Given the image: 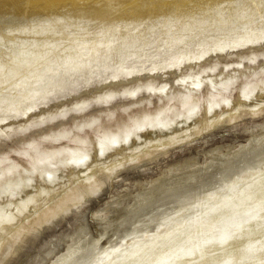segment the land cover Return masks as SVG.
Masks as SVG:
<instances>
[{
  "label": "rangeland",
  "instance_id": "374dc122",
  "mask_svg": "<svg viewBox=\"0 0 264 264\" xmlns=\"http://www.w3.org/2000/svg\"><path fill=\"white\" fill-rule=\"evenodd\" d=\"M0 215V264H264V0H0Z\"/></svg>",
  "mask_w": 264,
  "mask_h": 264
},
{
  "label": "bare ground",
  "instance_id": "6f19581e",
  "mask_svg": "<svg viewBox=\"0 0 264 264\" xmlns=\"http://www.w3.org/2000/svg\"><path fill=\"white\" fill-rule=\"evenodd\" d=\"M200 82H201L200 79L195 78L194 81H193V85H195V86L198 87L203 81H202L201 83H200ZM185 83H186V82H185ZM189 83H192V81H189ZM202 84H203V83H202ZM190 85H191V84H190ZM193 89H194V88H193ZM53 94H54V93H53ZM46 99H47V98H46ZM44 100H45V99H44ZM44 100H43V101H44ZM110 100H111V99H109V100H107V101H101V103H102V104H106V103H108ZM43 101H41V102H43ZM235 111H236V110H235ZM212 114H213V113H212ZM186 121H187V120H186ZM181 122H182V121H181ZM194 122H195V121H194ZM189 127H190V126H189ZM63 136H64V135H63ZM138 139H139V138H138ZM147 139H148V138H147ZM149 139H150V138H149ZM149 139H148V140H149ZM158 141H159V140H158ZM149 144H150V143H149ZM138 146H139V145H138ZM134 148H135V147H134ZM130 149H131V148H130ZM104 154H105V153H104ZM146 154H147V153H146ZM83 157H85V156H83ZM83 157H81V158L75 160V162L80 163V162L84 161L85 158H83ZM90 161H91V160H90ZM88 163H89V162H88ZM88 163H87V164H88ZM90 163H91V162H90ZM84 167H85V165H84ZM90 175H91V174H90ZM56 184H57V183H56ZM52 186H54V185H52ZM47 187H48V186H47ZM40 188H41V187H40ZM14 190H15V189H14ZM21 190H22V189H21ZM41 190H42V189H41ZM41 190H40V191H41ZM18 192H19V191H18ZM18 192H17V193H18ZM31 192H33V191H31ZM31 192H30V193H31ZM5 193H6V192H5ZM20 193H22V192L20 191ZM9 194H10V193H9ZM23 194H24V193H23ZM23 194H22V195H23ZM3 196H4V195H3ZM26 196H27V195H26ZM24 198H25V196H24ZM17 200H18V199H17ZM17 200H16V201H17ZM19 200H23V199H19ZM28 200H29V199H28ZM19 203H21V201H20ZM23 203H24V202H23ZM23 203H22V204H23ZM8 204H9V203H8ZM13 206H14V205H13ZM7 207H8V206H7V204H6V208H7ZM20 207H21V206H20ZM23 207H24V206H23ZM22 209H24V208H22ZM2 212H3V210H2ZM1 214H2V213H1ZM44 214L47 215V216H49V215L51 216V215H52V213L50 214L48 211L45 212ZM0 216H1V215H0ZM190 253H191V252H190ZM185 254H186V253H185ZM185 254H184V255H185ZM187 254H188V253H187ZM187 254H186V255H187ZM186 255H185V256H186ZM189 255H190V254H189ZM248 255H249V254H248ZM180 256H181V255H180ZM252 256H253V255H252ZM241 258H242V257H241ZM206 259H207V258H206ZM172 260H173V258H172ZM180 260H181V258H180ZM176 262H177V261H176ZM179 263H180V261H179ZM192 263H193V262H192ZM215 264H216V263H215ZM223 264H224V263H223Z\"/></svg>",
  "mask_w": 264,
  "mask_h": 264
}]
</instances>
